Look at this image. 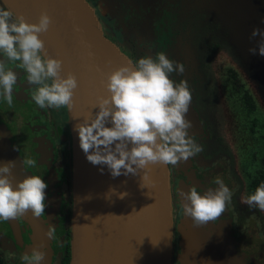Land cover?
<instances>
[{"label":"clouds","instance_id":"1","mask_svg":"<svg viewBox=\"0 0 264 264\" xmlns=\"http://www.w3.org/2000/svg\"><path fill=\"white\" fill-rule=\"evenodd\" d=\"M10 10L0 8V95L11 104L17 74L7 68V63L26 73L27 83L35 86L32 100L41 108L73 107L74 90L78 87L74 75L61 76L62 61L47 57L40 34L46 33L51 18L41 13L38 23H27L23 16L13 18ZM259 36L257 46L249 48L251 55L264 57V31L253 29L250 40ZM184 65L159 53L153 59L141 58L132 68L121 67L107 76L105 84L109 95L98 98L94 106L99 111L93 118H85L74 126L79 147L93 166H106L113 178L136 175L149 165L176 166L203 149L189 137L191 121L186 119L192 100L187 81L175 83L173 72L183 74ZM110 124L111 126H106ZM32 165L30 159L23 162ZM12 161L0 166V220L8 221L31 211L34 217L44 214L47 183L31 175L13 187ZM103 174L104 168L100 169ZM218 187L203 195L195 188L183 194V213L191 218L193 227L215 222L224 214L231 202L230 189L220 180ZM141 187L142 184H141ZM127 193H121L123 199ZM250 209L264 212V184L256 188L247 199ZM87 218V217H86ZM46 235L51 239L53 232ZM45 253L33 250L23 257L27 264H41Z\"/></svg>","mask_w":264,"mask_h":264},{"label":"water","instance_id":"2","mask_svg":"<svg viewBox=\"0 0 264 264\" xmlns=\"http://www.w3.org/2000/svg\"><path fill=\"white\" fill-rule=\"evenodd\" d=\"M27 23H38L41 13L51 18L44 41L47 57L62 61L61 76L76 77L73 107L68 109L73 144L71 252L69 264H171L172 208L167 165H149L136 175L113 178L106 166H93L79 147L74 126L99 111L98 98L109 93L107 76L133 62L105 37L95 10L86 0H1ZM187 115H197L190 103ZM106 126H111L110 124ZM12 161L9 179L16 184L31 176L9 134L0 124V166ZM101 167L104 168L101 174ZM141 184L143 187H141ZM121 193L127 195L120 199ZM22 221L38 223L29 210ZM87 217V218H86ZM18 241V219L6 221ZM182 233L181 260L194 264H227L233 254L230 238L205 233L185 216L178 226Z\"/></svg>","mask_w":264,"mask_h":264},{"label":"flooded vegetation","instance_id":"3","mask_svg":"<svg viewBox=\"0 0 264 264\" xmlns=\"http://www.w3.org/2000/svg\"><path fill=\"white\" fill-rule=\"evenodd\" d=\"M0 8L9 10L1 2ZM2 59L5 58L0 54ZM17 63H7V68L13 70L18 79L11 104L0 95V124L7 129L9 141L22 163L28 159L34 162L32 165L23 163L24 168L43 179L48 187L45 212L38 217V223L31 226L17 217L18 241L7 222L0 220V249L7 258L5 260L1 254L0 257L5 264H27L23 257L30 256L35 249L45 253L41 264H69L73 209V144L69 112L67 107L39 108L32 100L35 86L27 83L26 73L16 67ZM193 87L189 88L191 105L197 115H186L192 124L188 135L203 150L176 166L167 165L172 208L171 264H194L180 258L182 233L178 226L185 218L183 194L195 188L203 195L218 187L217 180L230 189L231 202L217 221H209L200 228L205 233L230 238L229 252L232 249L233 254L228 253L227 264H264V238L258 215L248 210L249 206L239 193L244 178L232 168V160L223 151L207 115H203ZM48 232L54 233L53 238L46 235Z\"/></svg>","mask_w":264,"mask_h":264},{"label":"rangeland","instance_id":"4","mask_svg":"<svg viewBox=\"0 0 264 264\" xmlns=\"http://www.w3.org/2000/svg\"><path fill=\"white\" fill-rule=\"evenodd\" d=\"M148 1L156 6L151 14L148 10L154 23L162 7L156 24L158 40L168 45L184 68L201 70L194 86L202 113L230 156L232 168L243 176L239 193L247 202L255 192L251 184L261 170L264 152V57L248 51L260 39L250 40L253 29L264 31V0ZM170 25L176 36L170 35ZM248 210L258 215L264 238V212ZM0 254L6 260L2 249Z\"/></svg>","mask_w":264,"mask_h":264},{"label":"trees","instance_id":"5","mask_svg":"<svg viewBox=\"0 0 264 264\" xmlns=\"http://www.w3.org/2000/svg\"><path fill=\"white\" fill-rule=\"evenodd\" d=\"M86 1L95 10V14L102 26L105 37L116 44L134 65H136L141 58L150 57L155 59L159 53H164L170 60L184 65V63L178 59L177 55L167 47L168 45H166V43L158 40L160 35L156 31V24L160 22L162 7H160L159 11L160 18L158 22L154 23L155 19L148 14V10H151V14L153 8L156 6L153 4L150 5L148 0ZM190 5H186L185 8H189ZM170 6L171 5H168L167 7L171 8ZM177 8L179 7L177 6ZM171 25L169 26L171 30L170 35L176 36L178 33L172 31L175 29H173ZM184 69L183 74L173 72L170 79L175 83L187 81L188 88H194V83L192 82L198 79L197 72H201V70L199 68L192 69L188 66ZM261 165L262 167L259 174L251 184V188L254 191L261 184H264V152ZM0 264H5L1 257Z\"/></svg>","mask_w":264,"mask_h":264}]
</instances>
